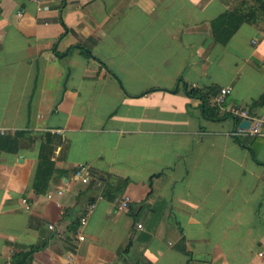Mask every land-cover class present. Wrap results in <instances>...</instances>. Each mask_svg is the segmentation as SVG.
I'll list each match as a JSON object with an SVG mask.
<instances>
[{
  "label": "crops",
  "instance_id": "obj_1",
  "mask_svg": "<svg viewBox=\"0 0 264 264\" xmlns=\"http://www.w3.org/2000/svg\"><path fill=\"white\" fill-rule=\"evenodd\" d=\"M212 86L264 115L256 0H0V135L27 131L0 149V264H264V135L205 118L186 90Z\"/></svg>",
  "mask_w": 264,
  "mask_h": 264
},
{
  "label": "trees",
  "instance_id": "obj_2",
  "mask_svg": "<svg viewBox=\"0 0 264 264\" xmlns=\"http://www.w3.org/2000/svg\"><path fill=\"white\" fill-rule=\"evenodd\" d=\"M259 3V8L264 12V0H256ZM248 19V18H247ZM246 20V17L241 14H237L232 11H227L220 14L217 18L212 20L211 24L213 27L214 36L218 41H227L228 38L233 35L240 27L241 23ZM105 64V62H103ZM187 93L201 100L203 107V115L207 119L211 120H222V118L232 115L240 123V119L232 114L231 111L223 112L220 114L218 106L212 105L209 101L210 97L216 93V87L212 86L206 90L199 88H189L186 90ZM264 100V95L257 101L253 102V106H258ZM247 108V107H244ZM252 114L253 112L247 108ZM237 123V125H238ZM25 130H18L14 135H0V149L6 151H16L18 147V138L22 134H26ZM56 162L50 155L42 157L41 162L38 165L33 188L37 193H45L48 188L49 180L51 179L52 173L55 170ZM37 247H33L31 251L36 250ZM27 254V252L25 253ZM25 261L20 260L18 264H23Z\"/></svg>",
  "mask_w": 264,
  "mask_h": 264
},
{
  "label": "built area",
  "instance_id": "obj_3",
  "mask_svg": "<svg viewBox=\"0 0 264 264\" xmlns=\"http://www.w3.org/2000/svg\"><path fill=\"white\" fill-rule=\"evenodd\" d=\"M33 2L40 3L43 0H30ZM230 86L229 85H223L219 89L218 93L216 94L214 101L216 104L221 105L223 101L225 100V97L227 93L230 91ZM230 111L232 114L240 119V123L248 119L250 120V123L247 127H242L239 124L235 127V129L231 132V134L234 137H238L240 135H249V136H263L264 135V115H257V114H252L247 108L243 107H234L231 108ZM84 166L81 167L80 169L77 170V175L81 176L84 182L88 181V177L84 174ZM59 192H62V189H59ZM51 197L54 196V194H50ZM131 203V197L126 196V198L123 200V202L118 205L119 209H126L129 207ZM97 204H92L89 206L87 211L85 212L84 216L81 218V226H84L87 223L88 216L91 214V212L94 210L95 206ZM141 226V225H140ZM53 225H50V228H53ZM86 236L82 234L80 236L81 240H85ZM259 256H263V252L260 251Z\"/></svg>",
  "mask_w": 264,
  "mask_h": 264
},
{
  "label": "water",
  "instance_id": "obj_4",
  "mask_svg": "<svg viewBox=\"0 0 264 264\" xmlns=\"http://www.w3.org/2000/svg\"><path fill=\"white\" fill-rule=\"evenodd\" d=\"M249 123H250V120L245 119L241 123H239V125L242 127H247L249 125Z\"/></svg>",
  "mask_w": 264,
  "mask_h": 264
}]
</instances>
